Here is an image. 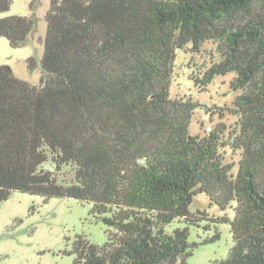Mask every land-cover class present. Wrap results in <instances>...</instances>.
<instances>
[{"label": "trees", "instance_id": "obj_1", "mask_svg": "<svg viewBox=\"0 0 264 264\" xmlns=\"http://www.w3.org/2000/svg\"><path fill=\"white\" fill-rule=\"evenodd\" d=\"M36 1L0 18L11 47L32 39ZM44 20L38 85L0 63V202L17 190L91 203L106 241L78 236L71 264H186L187 226L165 227L194 224L205 193L221 210L234 202L221 217L232 247L208 264H264V0H49ZM206 41L220 59L196 83L234 73L239 93L217 112L236 119L199 135L201 104L170 84L176 50ZM226 149L239 151L235 172Z\"/></svg>", "mask_w": 264, "mask_h": 264}, {"label": "rangeland", "instance_id": "obj_2", "mask_svg": "<svg viewBox=\"0 0 264 264\" xmlns=\"http://www.w3.org/2000/svg\"><path fill=\"white\" fill-rule=\"evenodd\" d=\"M30 1L13 0L7 11L0 12V18L30 15ZM48 5L49 0L36 1L37 25L28 44L13 48L5 37H0V63L8 64L15 76L33 85H38L42 76L40 59ZM29 57L33 60L32 69L28 66ZM219 59L213 41H206L198 52L191 51L189 45L175 52L170 97H191L201 104L193 113L191 134L202 135L220 121L228 124L236 119L228 113L221 118L217 113L218 108L232 106L239 93L230 85L234 73L216 75L205 86L195 81L200 80L206 67ZM225 157L227 162L234 163L235 172L239 151L226 149ZM47 165L45 167H49ZM63 172H68V169ZM231 206L221 210L209 201L205 193H198L189 205L196 222L190 225L175 219L165 227L167 232H171L176 227L187 226V241L193 246L186 264H208L227 257L233 241L229 223L223 222L221 217L232 218ZM90 208L91 203L71 197H52L44 202L39 195L11 191L8 198L0 202V264H71L74 258L71 250L78 236L102 245L106 241V227L98 216L90 212ZM216 230L219 237L207 241Z\"/></svg>", "mask_w": 264, "mask_h": 264}, {"label": "crops", "instance_id": "obj_3", "mask_svg": "<svg viewBox=\"0 0 264 264\" xmlns=\"http://www.w3.org/2000/svg\"><path fill=\"white\" fill-rule=\"evenodd\" d=\"M28 44V43H27Z\"/></svg>", "mask_w": 264, "mask_h": 264}]
</instances>
